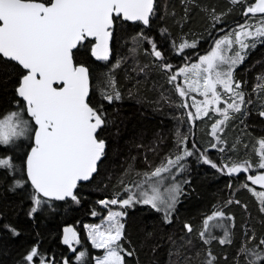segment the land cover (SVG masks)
Wrapping results in <instances>:
<instances>
[{"label": "trees", "instance_id": "trees-1", "mask_svg": "<svg viewBox=\"0 0 264 264\" xmlns=\"http://www.w3.org/2000/svg\"><path fill=\"white\" fill-rule=\"evenodd\" d=\"M248 1L155 0L146 26L114 19L107 61L91 57L93 41L78 45L74 63L87 67L88 102L105 121L97 132V138L105 141L104 155L91 179L77 185L75 200H49L27 181L26 154L19 156L13 144L0 145V158L11 163V167H0V264H29L26 256L32 248L39 253L32 264H39L41 258L47 264H94L102 251L91 245L84 225L104 217L99 201L124 199L126 187L185 150L192 155L179 162L182 167H173L182 171L180 191L167 219L142 203L121 208L126 213L121 218L125 227L120 241L124 264H208L209 260L249 264L242 247L256 248L264 238L261 201L249 188L261 187L241 174H228L224 164H257L259 141L264 140L260 114L264 112V37L254 41L255 46L246 50L244 60L233 70L244 103L228 120L223 142H214L206 116L194 124L188 121L182 107L185 98L176 92L174 81L169 82L171 70L196 61L221 33L237 25ZM185 41L195 47L179 51ZM153 46L160 58L153 54ZM22 74L24 70L15 62L0 57V117L20 107L25 112L16 95ZM105 95L114 98L109 102ZM205 156L224 170L204 163ZM37 195L39 205L33 201ZM216 212L223 213L226 238L222 229L214 234L205 231L204 221ZM66 228L77 235L75 250L62 241Z\"/></svg>", "mask_w": 264, "mask_h": 264}, {"label": "snow or ice", "instance_id": "snow-or-ice-1", "mask_svg": "<svg viewBox=\"0 0 264 264\" xmlns=\"http://www.w3.org/2000/svg\"><path fill=\"white\" fill-rule=\"evenodd\" d=\"M153 7L154 0H0V57L15 61L25 70L16 93L24 101L27 115L36 125L34 144L27 154V175L38 195L57 200L72 197L75 200L73 190L77 183L92 177L97 170V162L104 155L105 141L97 138V130L105 121L103 115L89 105L88 69L74 63L73 50L91 37L95 40L92 55L97 59L107 60L114 19L122 17L125 21H140L147 25ZM249 13L253 16L264 14V0H254L249 4L244 14ZM260 37H264V19L257 26L240 25L239 31L216 40L212 50L199 58V63L180 68L170 76V83L176 81L178 76L184 77L183 86L176 85V92L181 97H187L193 92L204 97L202 101L193 98L192 107L196 111L195 114L188 112L189 120L206 116L209 110L219 113L223 119L212 125V134L215 136L218 128L229 119V110L240 111L244 97L243 93L237 91L240 84L233 79V68L244 60L242 52L255 46L249 45L247 39ZM234 44L239 45L240 50L234 56L226 55ZM187 47H195V44L189 45L185 41L179 45V51ZM153 54L157 58L161 57V53L155 51V46ZM223 65H227V69ZM165 68L170 69L171 66L165 65ZM218 88L233 94L236 99L226 103V107H218L221 104V92ZM104 98L111 102L114 97L105 95ZM119 98V93H116L115 99ZM182 107L189 106L185 103ZM260 114L264 116V112ZM30 130L29 122L23 120L19 112L7 113L0 117V144L7 145ZM259 143V162L256 167L264 169V140ZM190 155L192 153L185 150L183 155L168 159L151 173H146L145 180L135 184V188L141 189L140 198H135L132 189L126 187L124 191L129 193L126 199L113 198L99 203L104 206L119 205L121 208L142 203L151 205L157 211H161L163 206L167 219L180 189L176 185L166 189L169 195L165 198L158 187L161 180L151 183V179L161 178L162 173H170L174 166H180L179 162L184 156ZM204 163L218 168L206 156ZM0 167H11L10 160L0 158ZM224 167L231 175L247 172L253 165L244 161ZM247 180L252 185L264 188V172L249 175ZM144 183L149 184L150 192L143 190ZM244 186L248 187L247 184ZM249 190L261 201L264 211V191L252 188ZM38 195L33 197L36 205L41 203ZM32 211L35 212L36 208ZM125 215L123 211H110L106 228H90L89 238L93 246L104 250L96 264H124V249L120 241L125 227L121 218ZM222 215L223 213L216 212L209 216L204 221L205 231L210 221ZM185 227L188 231L192 230L188 225ZM65 232L64 243L70 244L67 233H71L72 237H75V233L71 229H65ZM201 236H204L203 232ZM225 242L224 239L220 241L222 244ZM260 245H264V238ZM260 245L253 249L242 247L241 254L246 256L249 264H264V248ZM38 255V250L32 248L26 256L29 264ZM83 255L84 253H80V256ZM40 264H45L43 258L40 259ZM208 264H212V261L209 260Z\"/></svg>", "mask_w": 264, "mask_h": 264}, {"label": "rangeland", "instance_id": "rangeland-1", "mask_svg": "<svg viewBox=\"0 0 264 264\" xmlns=\"http://www.w3.org/2000/svg\"><path fill=\"white\" fill-rule=\"evenodd\" d=\"M254 2V0H249L248 2H246L245 4H243V7H242V10H241V19H240V21H238V23H237V25L236 26H234V27H232L230 30H226V31H224L223 33H221V35L216 39V40H218V39H222L224 36H226V35H229V34H233V33H235L236 31H239V26L240 25H245V24H248V25H253V26H257V25H259V23H260V21L262 20V19H264V14H256L255 16H253L251 13H249L248 15H245L244 14V12H245V10H246V8H247V6L249 5V4H251V3H253ZM253 31H254V28L252 29ZM233 39H234V35H233V37H232ZM261 38V37H260ZM260 38H256V39H253V38H248L247 39V43H249V45H252L253 43H254V41L255 40H257V39H260ZM215 40V41H216ZM215 41H214V43H213V46L208 50V52H206V53H204V54H201L199 57H198V59L196 60V61H193V62H191V63H189V64H187V65H182L181 67H179V68H177V69H174V70H171V74H170V76L172 75V74H175L176 72H178L179 71V69L180 68H183V67H186V66H188V67H190L192 64H194V63H199V58L201 57V56H204V55H207L211 50H212V48L215 46ZM251 47V46H250ZM249 47V48H250ZM248 49V48H247ZM247 49H245L243 52H242V54L244 55L245 54V52H246V50ZM240 49H239V45H236V44H234L233 45V47H232V49L231 50H229L227 53H226V55H229V56H234V54H235V52L236 51H239ZM178 52V51H177ZM239 64V63H238ZM237 64V65H238ZM236 65V66H237ZM235 66V67H236ZM224 69H227V65H223L222 66ZM234 67V68H235ZM234 68H233V70H234ZM183 82H184V77L183 76H178V78H177V80L176 81H174V83L177 85V84H179V85H181V86H183ZM218 90L221 92V104L220 105H218V107H221V108H223V107H226V103H230V102H232V100H234V99H236V97L233 95V94H231V93H226V92H224L223 91V89L222 88H218ZM237 91H239V90H237ZM240 92V91H239ZM179 95V94H178ZM180 96V95H179ZM185 98V103L189 106V107H187V108H185V112H186V115H187V119H188V121L190 122V123H193L194 124V120H189V118H188V112H192L193 114H195V111H196V109L194 108V107H192V103H193V98H195V100H197V101H202L203 99H204V97L203 96H201V95H199L198 93H195V92H193V93H190L189 94V96H187V97H184ZM237 102H239V101H237ZM242 106H243V104H241V106H240V110H241V108H242ZM213 107H217V106H213ZM16 112H19L20 114H21V118L23 119V120H27L28 122H29V128L31 129L30 131H28L25 135H23V136H20V137H16V138H14L9 144H7V145H12L13 144V148H14V150L15 149H17L16 151H17V154L19 155V156H24V154H26L27 153V149H28V146L31 144V135H32V131H33V125H32V123H31V120L27 117V115L25 114V112H24V109L23 108H19L18 110H16ZM237 112H239V111H232V110H229V119L235 114V113H237ZM202 117H205V115H201V117L200 118H202ZM206 117H207V119L210 121V124H209V134L214 138V142L215 143H220V142H223V138H222V135L224 134V132H225V130H226V128H227V122H228V120L227 121H225V123L222 125V126H220L219 128H218V130H217V132H216V134H215V136L212 134V125L217 121V120H220V119H223V117L219 114V113H217V112H215V111H213V110H209V112H208V115H206ZM220 139V140H219ZM260 141H262V140H260ZM259 141V142H260ZM16 142H21V143H19V144H17V145H14V143H16ZM0 145H2V146H5L4 144H0ZM257 148H258V145H257ZM259 149H260V143H259V148L257 149V152L259 151ZM249 163H251L252 165H253V167L252 168H250L247 172H240V173H234L233 175L235 176V177H237L238 175H243V177H245V178H247L249 175H257V174H260V173H262V172H264V169H259L258 167H256V165L258 164V162H259V155H258V159H257V164H253L252 162H250V161H248ZM242 163V162H241ZM233 164V163H232ZM232 164H229V165H227V166H229V167H231L232 166ZM236 164H238V163H236ZM240 164V163H239ZM226 164H224V166H225ZM160 167V166H159ZM182 171H181V168L180 169H176V168H172L171 169V172L170 173H162V177L161 178H152L151 179V183H156V181L157 180H161V183H159V185H158V187L160 188V192H161V194L165 197V198H167V196L169 195V192H167L166 191V189H171L172 188V186L173 185H176V186H178L179 187V189H180V184H179V179H178V177L180 176V173H181ZM143 180H145V179H143ZM142 180H140V181H138V182H136V183H140ZM135 183V184H136ZM135 184L134 185H132V187H131V189H132V194L134 195V197L135 198H140L139 197V193H140V191H141V189H137V188H135ZM256 186H259V185H256ZM259 187H261V186H259ZM143 190H147V191H151L150 190V187H149V184L148 183H144L143 184ZM258 191H264V188H261V189H259ZM129 195V193L127 194V196ZM127 196L124 198V199H126L127 198ZM178 197H179V194L177 195V198H176V201H177V199H178ZM151 206V205H150ZM101 207H103L104 209H105V215H104V217L102 218V219H98L97 221H93V222H90V223H86L85 225H84V229H85V232H86V235H87V239L89 240V242L91 243V245L93 246V244H92V241H91V239L89 238V231H90V228L91 227H95V226H100L101 227V229H103V228H106L107 227V217H108V213L110 212V211H122L121 210V207L119 206V205H107V206H104V205H102L101 204ZM161 212L165 215V212H164V210H163V206H161ZM171 211V210H170ZM87 226V227H86ZM66 229H69V228H66ZM208 229L214 234L215 232H217V231H219V229H222L221 230V233L223 234V238H226V235H225V233H226V231H227V228H226V225L224 224V222H223V219L222 218H220V217H216L215 219H213L212 221H210L209 222V227H208ZM65 235H66V232L64 233V235H63V238H62V241L64 242V239H65ZM67 235L69 236V238H70V241H71V243L70 244H67L69 247H70V249L71 250H75V248L77 247V245H78V243H77V235L75 234V237H72V234L71 233H67ZM218 238H220V237H218ZM221 239V238H220ZM94 247V246H93ZM101 254H100V256H98V257H101L102 255H103V253H104V250L103 249H101ZM98 257H95L94 258V264H96V260H97V258ZM40 264V263H39ZM45 264H47V263H45Z\"/></svg>", "mask_w": 264, "mask_h": 264}, {"label": "water", "instance_id": "water-1", "mask_svg": "<svg viewBox=\"0 0 264 264\" xmlns=\"http://www.w3.org/2000/svg\"><path fill=\"white\" fill-rule=\"evenodd\" d=\"M154 4H155V0H154ZM154 8V7H153ZM150 17H151V15H150ZM150 17H149V19H150ZM120 19L121 20H123V18L122 17H120ZM123 21H125V20H123ZM128 22H131V23H135V22H140V21H128ZM141 24H143L142 22H140ZM113 25H114V23H113ZM143 25H145V24H143ZM146 26V25H145ZM113 27V26H112ZM111 39V38H110ZM110 39H109V42H108V49H109V53H108V59H109V55H110ZM88 40H91V41H93V44L95 43V40H94V38H91V37H89L88 38ZM93 46V45H92ZM75 50V49H74ZM73 50V51H74ZM91 57L94 59V60H96V61H107V60H102V59H97L95 56H93L92 55V48H91ZM6 59V58H5ZM13 62H15V61H13ZM16 63V62H15ZM17 64V63H16ZM18 65V64H17ZM78 66L79 65H82V64H77ZM21 69H22V67L20 66V65H18ZM84 66V65H83ZM84 67H86V66H84ZM87 68V67H86ZM23 70V69H22ZM25 71V70H24ZM89 73V72H88ZM19 85V84H18ZM18 87V86H17ZM16 87V88H17ZM89 93H90V78H89ZM16 95H17V93H16ZM88 97H89V94H88ZM17 98L18 99H20L23 103H24V101L22 100V98L21 97H19L18 95H17ZM88 99V98H87ZM24 107H25V103H24ZM25 114L27 115V112H26V107H25ZM27 117L31 120V122H32V124H33V131H32V135H31V145H30V147H29V149H28V151H27V153H26V155H25V158H24V169H25V176H26V179H27V181L29 182V184L32 186V184H31V181L28 179V175H27V154L31 151V147L33 146V144H34V129H35V127H36V125H35V122L32 120V118L30 117V116H28L27 115ZM97 132H98V130H97ZM105 151V150H104ZM103 157V156H102ZM102 157H101V159H102ZM99 162L100 161H98L97 162V167H98V164H99ZM226 169V168H225ZM226 172H227V169H226ZM96 172H94L93 174H92V176L95 174ZM234 174V173H233ZM232 174V175H233ZM91 179V178H90ZM89 179V180H90ZM89 180H87V181H89ZM87 181H79L78 183H77V185H79L80 183H84V182H87ZM32 188H33V186H32ZM34 189V188H33ZM76 189V188H75ZM75 189L73 190V192H75ZM42 198H45V199H49V200H57V199H55V198H51V197H45V196H43L42 194L40 195ZM67 198H70V197H65L64 199H67ZM63 199V200H64Z\"/></svg>", "mask_w": 264, "mask_h": 264}]
</instances>
